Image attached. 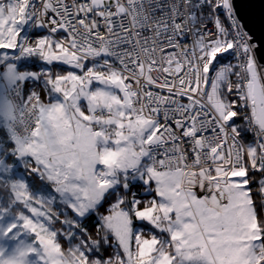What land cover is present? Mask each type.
<instances>
[{
    "label": "snow or ice",
    "instance_id": "1",
    "mask_svg": "<svg viewBox=\"0 0 264 264\" xmlns=\"http://www.w3.org/2000/svg\"><path fill=\"white\" fill-rule=\"evenodd\" d=\"M0 264H264L236 0H0Z\"/></svg>",
    "mask_w": 264,
    "mask_h": 264
},
{
    "label": "water",
    "instance_id": "2",
    "mask_svg": "<svg viewBox=\"0 0 264 264\" xmlns=\"http://www.w3.org/2000/svg\"><path fill=\"white\" fill-rule=\"evenodd\" d=\"M240 15L257 39H264V0H236Z\"/></svg>",
    "mask_w": 264,
    "mask_h": 264
}]
</instances>
